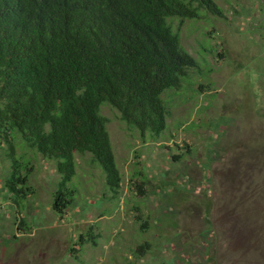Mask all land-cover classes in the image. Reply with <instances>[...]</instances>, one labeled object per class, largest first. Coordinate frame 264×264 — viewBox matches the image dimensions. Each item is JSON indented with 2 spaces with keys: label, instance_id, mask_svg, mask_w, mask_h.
Masks as SVG:
<instances>
[{
  "label": "rangeland",
  "instance_id": "rangeland-1",
  "mask_svg": "<svg viewBox=\"0 0 264 264\" xmlns=\"http://www.w3.org/2000/svg\"><path fill=\"white\" fill-rule=\"evenodd\" d=\"M215 2L222 16L170 18L197 65L164 91L160 135L142 137L102 104L123 177L116 198L92 154L75 153L73 201L57 213L58 161L0 128V264H264V0ZM9 138L34 166L27 197L8 184ZM89 229L96 244L80 243Z\"/></svg>",
  "mask_w": 264,
  "mask_h": 264
},
{
  "label": "trees",
  "instance_id": "trees-1",
  "mask_svg": "<svg viewBox=\"0 0 264 264\" xmlns=\"http://www.w3.org/2000/svg\"><path fill=\"white\" fill-rule=\"evenodd\" d=\"M202 9L222 16L215 0H0V128L19 132L29 148L58 161L57 213L73 201L67 184L76 174L75 153H91L113 197L119 193L123 177L103 103L142 137L165 130L162 95L180 88L197 65L169 21L198 19ZM9 144L14 164L8 184L27 197L34 192L28 184L34 166L18 161ZM96 238L89 229L79 242L96 244ZM149 248L145 242L137 251Z\"/></svg>",
  "mask_w": 264,
  "mask_h": 264
}]
</instances>
